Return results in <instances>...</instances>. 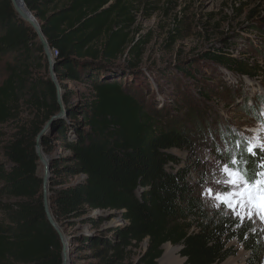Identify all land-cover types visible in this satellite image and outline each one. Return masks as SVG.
<instances>
[{
    "label": "trees",
    "instance_id": "1",
    "mask_svg": "<svg viewBox=\"0 0 264 264\" xmlns=\"http://www.w3.org/2000/svg\"><path fill=\"white\" fill-rule=\"evenodd\" d=\"M24 3L55 52L64 115L43 135L41 148L51 158V212L63 231L71 230V254L90 252L103 264H124L130 250L145 241L133 264H157L165 244L181 247L184 264H219L234 255L228 243L235 240L249 253L247 264H262L264 244L254 230L208 211L188 179L189 167L179 166L171 152L189 151L198 142L196 132L207 122L200 101L228 98L223 83L215 85V77L188 62L180 71L194 93L189 86L188 96L177 93L156 104L159 93L138 69L145 42L131 35L136 21L131 5ZM221 44L200 58L248 76L246 61L226 54V40ZM4 57L0 125L13 124V130L3 146L6 162L0 163V264H62L61 241L43 207L36 154L37 135L59 111L57 92L43 46L10 0H0ZM67 82L84 89L69 90ZM56 148L64 156L54 155ZM115 217L125 224L103 226Z\"/></svg>",
    "mask_w": 264,
    "mask_h": 264
},
{
    "label": "rangeland",
    "instance_id": "2",
    "mask_svg": "<svg viewBox=\"0 0 264 264\" xmlns=\"http://www.w3.org/2000/svg\"><path fill=\"white\" fill-rule=\"evenodd\" d=\"M123 1L132 6L131 14L136 20L131 35L135 40L145 42L138 69L148 76L150 88L159 93L156 104L167 99L171 101L170 96H178L177 93L188 96L189 86V91L194 93L191 82L180 71V68H188V62L192 61L196 72L205 71L215 77V85L220 81L221 86L229 90L228 98L221 96L210 102L200 101L207 108V122L196 132L198 142L189 151L171 152L178 157L179 166L189 167L188 179L196 185L208 211L248 224L264 244V221L258 215L248 219L246 208H238L234 213L216 198L217 194L227 193L231 187L216 183L227 179L224 166L239 171L250 182L264 179L259 175L264 173V0ZM224 40L229 44L228 56L238 62L246 61L251 69L248 76L211 65L200 58L214 45L222 48ZM7 61V57L0 58V80L6 76ZM122 64L123 61L116 62L118 66ZM65 85L73 91L84 89L83 85L76 83L67 82ZM12 125H0V163L6 162L3 146L10 139ZM250 147L255 155L249 152ZM64 154L62 149L56 148L54 155ZM39 164L41 176L42 164ZM123 222L115 217L103 226L125 224ZM82 229L86 231L88 227ZM63 232L68 239L71 230ZM228 247H233L234 255L219 264L237 260L239 256H243V262L238 260L236 264H247L249 253L237 241H230ZM145 249V241L132 248L124 264L135 263ZM162 250L157 264H184L185 259L179 255L181 247L165 244ZM70 260L71 264H103L90 252L71 254Z\"/></svg>",
    "mask_w": 264,
    "mask_h": 264
},
{
    "label": "water",
    "instance_id": "3",
    "mask_svg": "<svg viewBox=\"0 0 264 264\" xmlns=\"http://www.w3.org/2000/svg\"><path fill=\"white\" fill-rule=\"evenodd\" d=\"M11 4L17 13L19 19L26 22L28 25L32 27L34 32L36 33L41 45L44 48L45 54L47 56L48 61V73L50 80L54 83L56 87L57 92V102L59 104V111L52 115L48 121L44 124L41 131L36 137V154L39 159V162L42 164V202L43 207L45 210L46 218L50 225L54 228V230L57 232L61 245H62V264H71L70 260V246L68 239H66L65 234L63 233V230L56 222L52 212H51V203H50V195H49V180H50V160L51 158L49 156L44 155L41 148V139L43 135L47 133V131L50 129V127L59 119H61L64 115V106L62 103V90L58 84L57 77L55 75L54 71V58L51 54V49L43 36L41 27L37 19L34 17V15L29 11L26 4L24 3V0H20L21 4L17 5L15 4L14 0H10Z\"/></svg>",
    "mask_w": 264,
    "mask_h": 264
},
{
    "label": "snow or ice",
    "instance_id": "4",
    "mask_svg": "<svg viewBox=\"0 0 264 264\" xmlns=\"http://www.w3.org/2000/svg\"><path fill=\"white\" fill-rule=\"evenodd\" d=\"M249 152L255 155L250 147ZM223 171L227 175V179L217 180L216 183L230 185V190L227 193H219L216 198L221 200L234 213L238 208H246V215L248 219L252 216L258 215L261 221H264V179L250 182L246 180L243 175L233 169L224 166ZM259 175L264 176V173ZM211 193V190L209 189ZM244 219L243 216L240 217Z\"/></svg>",
    "mask_w": 264,
    "mask_h": 264
},
{
    "label": "bare ground",
    "instance_id": "5",
    "mask_svg": "<svg viewBox=\"0 0 264 264\" xmlns=\"http://www.w3.org/2000/svg\"><path fill=\"white\" fill-rule=\"evenodd\" d=\"M14 2L17 5L21 4L20 0H14ZM243 259H244L243 256H239V258H237V260L236 259L228 260L225 264H236V261L240 260L241 262H243Z\"/></svg>",
    "mask_w": 264,
    "mask_h": 264
},
{
    "label": "built area",
    "instance_id": "6",
    "mask_svg": "<svg viewBox=\"0 0 264 264\" xmlns=\"http://www.w3.org/2000/svg\"><path fill=\"white\" fill-rule=\"evenodd\" d=\"M52 57H55V52L51 51ZM124 223V222H123ZM121 224V223H120Z\"/></svg>",
    "mask_w": 264,
    "mask_h": 264
}]
</instances>
